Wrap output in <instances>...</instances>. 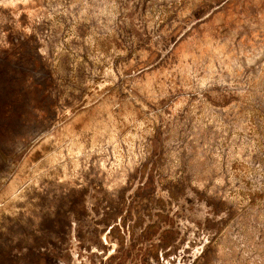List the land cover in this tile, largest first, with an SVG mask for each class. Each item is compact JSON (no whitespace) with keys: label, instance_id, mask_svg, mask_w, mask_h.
<instances>
[{"label":"rangeland","instance_id":"rangeland-1","mask_svg":"<svg viewBox=\"0 0 264 264\" xmlns=\"http://www.w3.org/2000/svg\"><path fill=\"white\" fill-rule=\"evenodd\" d=\"M0 264H264V0H0Z\"/></svg>","mask_w":264,"mask_h":264}]
</instances>
